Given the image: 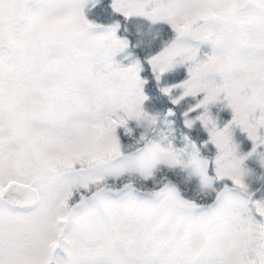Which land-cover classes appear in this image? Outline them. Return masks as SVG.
Wrapping results in <instances>:
<instances>
[{
    "label": "rangeland",
    "instance_id": "rangeland-1",
    "mask_svg": "<svg viewBox=\"0 0 264 264\" xmlns=\"http://www.w3.org/2000/svg\"><path fill=\"white\" fill-rule=\"evenodd\" d=\"M100 1L0 0V188L41 176L36 208L0 203V264H264V0H110L132 41ZM160 163L213 201L131 183Z\"/></svg>",
    "mask_w": 264,
    "mask_h": 264
},
{
    "label": "trees",
    "instance_id": "trees-1",
    "mask_svg": "<svg viewBox=\"0 0 264 264\" xmlns=\"http://www.w3.org/2000/svg\"><path fill=\"white\" fill-rule=\"evenodd\" d=\"M110 0H101L98 4H95L93 7L89 8L87 11V15L91 19H100L102 22H111L115 23L117 20L120 22L119 30L118 32L122 35H125L130 41H132V38L134 37V34L125 32L122 28L123 26V16L120 13L116 12H109L108 10H113L110 8L109 2ZM107 13L106 15L100 14ZM161 30L164 32L163 38L166 39L170 33V29L168 28V25L165 27H162ZM162 43H158L153 50L149 51L147 50L148 54L147 56L155 51ZM134 46V50L136 53L143 57L139 51V49ZM146 59L143 58V62L146 63ZM146 69V66L144 67ZM148 75V80L145 83L146 89L148 90V100H146L145 106L149 109L158 108L160 111H164L167 108L173 107L175 111V115L173 116L174 123L176 125H181L185 132L193 137L196 142H200V138H204L205 133L203 130L193 127H186L184 124H182L181 120V110L182 108L180 105L173 104L171 99L168 97V95L160 90V87L155 84L153 81V77L149 71L143 70ZM178 75V72L171 71L168 74V81L172 82L174 81V77ZM122 135V134H121ZM124 135V134H123ZM126 138V136H123ZM131 183L136 186L141 192L145 191H153L156 190L162 186L165 185H175L178 188V191L180 192L181 196L187 199H191L195 201L197 204L205 205L213 201L215 192L214 191H206L203 189V187L197 182V180L190 178L186 174L179 173L178 168L176 166H165V164H158L155 171L148 176L147 178H142L138 175H130ZM124 179V178H123ZM128 179V177H125V180ZM121 180V179H120ZM118 182V181H117ZM120 183V184H119ZM119 185L121 182H118ZM112 186V184H110Z\"/></svg>",
    "mask_w": 264,
    "mask_h": 264
},
{
    "label": "water",
    "instance_id": "water-1",
    "mask_svg": "<svg viewBox=\"0 0 264 264\" xmlns=\"http://www.w3.org/2000/svg\"><path fill=\"white\" fill-rule=\"evenodd\" d=\"M2 196L13 206L21 209L32 208L39 201L37 191L33 186L17 181H9L3 190Z\"/></svg>",
    "mask_w": 264,
    "mask_h": 264
},
{
    "label": "flooded vegetation",
    "instance_id": "flooded-vegetation-1",
    "mask_svg": "<svg viewBox=\"0 0 264 264\" xmlns=\"http://www.w3.org/2000/svg\"><path fill=\"white\" fill-rule=\"evenodd\" d=\"M2 46H3V43H0V48ZM22 109H23V107L20 104H16V105H14V107L11 108V115H12L11 123L13 125L19 126V124L22 122L21 120H22L23 116L25 115V112ZM14 120L15 121H18V122L17 123H13ZM6 142H7V140H6L5 137L2 138V139H0V146L5 145ZM40 177L41 176L39 174L37 176L33 177V178H30V179H27L26 176H25V174L22 177H20V178H18L16 176L8 177L4 181L2 187L0 188V203H2L1 205L4 206V207H6V208H9L11 210H29V209H32V208H36L40 204V202H41V197H40V193H39V187H38V185L36 183L37 180L40 179ZM9 181H17L19 183L30 184L31 186H33L36 189L37 194H38V197H39V201H38L37 205H35L32 208L21 209L19 207L13 206L9 201L5 200L3 198V196H2V193H3V190H4L5 186L8 184ZM60 244H63V242L61 241ZM51 263H53V262H51Z\"/></svg>",
    "mask_w": 264,
    "mask_h": 264
}]
</instances>
